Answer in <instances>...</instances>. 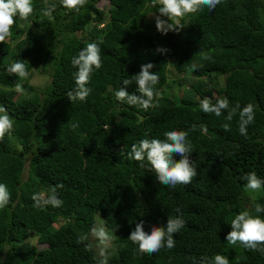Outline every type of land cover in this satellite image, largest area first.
<instances>
[{
  "label": "trees",
  "instance_id": "trees-1",
  "mask_svg": "<svg viewBox=\"0 0 264 264\" xmlns=\"http://www.w3.org/2000/svg\"><path fill=\"white\" fill-rule=\"evenodd\" d=\"M32 7L27 19L14 17L10 36L0 42V59L13 53L11 63L0 64V105L14 119L0 140V183L11 193L0 208V264H99L88 239L96 214L121 234V247L106 254L108 264H194L193 258L216 254L230 264H264V251L225 240L239 212L264 219L254 210L264 206V186L262 197L250 202L241 179L255 172L264 180V0H222L213 11L172 19L178 30L166 34L147 20L159 15L151 0H87L79 11L60 0H32ZM88 42L99 45L103 66L93 71L87 99L69 101L76 71L71 59ZM17 60L28 62V72L49 73V83L37 90L9 73ZM147 63L159 75L155 106L144 110L117 101L114 90ZM170 72L180 77L170 78ZM136 87L126 90L135 93ZM205 97L212 103L226 97L229 110L252 104L255 119L247 135L239 131V109L231 121L229 110L204 113L199 105ZM169 130L187 133L197 172L191 183L175 188L160 184L147 160L141 166L127 156L133 143L165 139ZM57 185L62 206H36L33 195L47 199ZM176 217L184 226L172 249L141 253L128 239L136 222L150 231ZM82 235L87 238L80 241ZM31 238L36 243L28 245Z\"/></svg>",
  "mask_w": 264,
  "mask_h": 264
},
{
  "label": "clouds",
  "instance_id": "clouds-1",
  "mask_svg": "<svg viewBox=\"0 0 264 264\" xmlns=\"http://www.w3.org/2000/svg\"><path fill=\"white\" fill-rule=\"evenodd\" d=\"M152 5L159 6L155 17L157 31L166 34L168 31H177L170 21L173 18H182L185 15L196 13L207 8L213 11L222 0H151ZM87 3V0H60V5L70 11H79ZM56 5L45 9L46 15H51ZM33 13L32 0H0V42L10 36L11 27L14 25V17L19 15L21 19H27ZM161 17H167V20ZM157 51H162L157 49ZM101 49L95 42H88L77 55L71 59L72 66L76 69L73 73L75 87L67 92L69 101H85L91 93V88L87 85L91 80L94 70H99L103 66L101 60ZM27 61L17 60L12 63L7 71L19 77H27ZM153 68L151 63L143 64L138 73L122 80L124 87L114 90L113 95L117 101L126 103L129 106L141 107L144 110L155 106L153 98L156 95L154 86L159 82V75L150 71ZM196 65H192L190 70H194ZM135 83V93H129L127 86ZM139 93V95L136 94ZM229 100L226 97H217L216 102L205 97L200 101V109L204 113L220 116L222 110H229ZM239 109V131L241 135H247V126L254 122L255 112L252 104L240 107L237 104L228 111L226 119L231 121ZM14 126V119L8 114L6 107L0 105V140L10 133ZM225 131H230L229 124L223 125ZM165 139L144 138L130 146L127 153L129 159L140 162L141 166L147 160L150 168L155 172L157 181L170 188H175L178 184H189L197 175L194 162L190 159L191 144L187 140V133L178 130H169L164 134ZM174 154L180 158L174 159ZM242 180L246 181L245 188L257 191L264 186V180L260 179L255 172L246 173ZM57 185L53 187L47 199H40L36 194L32 199L36 206L43 207L51 205L53 208L61 207L63 201L59 199L56 192ZM11 199V193L4 183H0V208L7 206ZM256 213H264V206L255 205ZM179 211V209H177ZM231 230L227 233L225 240L235 245L239 243L249 250L264 251V219L259 215H252L250 211H242L231 220ZM184 226V221L180 217L168 218L165 227L152 226L150 231H145L143 221L135 223L128 239L138 245L141 253L152 254L162 247L172 249L175 247L173 236ZM102 244L111 240L110 234L103 226L91 229ZM87 238L86 235L80 237V241ZM78 241V242H80ZM194 264H230L227 257L216 254L213 258L201 257ZM99 264H108V258L101 252Z\"/></svg>",
  "mask_w": 264,
  "mask_h": 264
},
{
  "label": "rangeland",
  "instance_id": "rangeland-1",
  "mask_svg": "<svg viewBox=\"0 0 264 264\" xmlns=\"http://www.w3.org/2000/svg\"><path fill=\"white\" fill-rule=\"evenodd\" d=\"M45 1H47V0H45ZM98 7L99 8H104V10L106 11L108 6L105 5V3L101 2V3L98 4ZM155 17L156 16H154V15L153 16L152 15H148L147 20H151V21L155 22ZM173 20L177 21L178 18H173ZM78 35L81 37L82 33H78ZM12 55H13V53L9 57L1 58L0 59V64L6 65L8 63H11L12 60H13V56ZM186 75H188V74H186ZM176 76L180 77V75H175L173 72L169 73V77L170 78H174ZM23 78L28 83L29 86H32L33 88H35L37 90L43 88L50 81L49 73H44L42 68H33V69H31L29 71V75L27 77H23ZM184 90L185 89H183V87L179 88L177 90V93H176L177 96L180 97L183 94ZM185 94H187V92ZM17 95L18 96H23L24 95L23 90L22 89H18L17 90ZM27 168H28V165L25 166L23 178H25L27 176ZM246 193L250 197V202L255 201V199L260 198L263 195L262 189H259L257 191H251V190H247L246 189ZM42 197L44 198L45 195L43 194ZM100 226H103L106 229V231L110 234L111 240L109 242H107L106 244H102L100 242V240L95 235H93L92 232L90 231V233L88 235V239L92 243L94 251H95L97 257H101V252H104V254L106 255L108 252L109 253H113V252H115V250L117 248L121 247V244L118 243L121 234L118 233V232H115V231L108 230L104 226L103 220L100 217V215L96 214L95 215L94 227H100ZM35 243H36V239L35 238H31V239L27 240V244L28 245L35 244Z\"/></svg>",
  "mask_w": 264,
  "mask_h": 264
}]
</instances>
